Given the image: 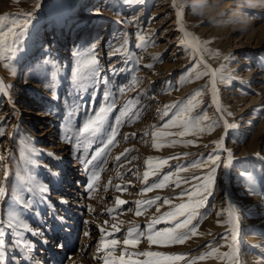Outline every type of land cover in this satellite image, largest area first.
Instances as JSON below:
<instances>
[{"label": "rangeland", "instance_id": "rangeland-1", "mask_svg": "<svg viewBox=\"0 0 264 264\" xmlns=\"http://www.w3.org/2000/svg\"><path fill=\"white\" fill-rule=\"evenodd\" d=\"M171 5V0H145L143 4L132 5L124 3V0H0V15L9 14L21 21L30 20L25 34L16 44L17 51L11 61H0V71L5 75L8 84L11 86L18 77H21L19 87L22 89L15 95L13 92L11 94L14 108L9 107V102L0 98V128L4 133L0 135V147L4 149L7 147V150L0 153L4 158L0 160V186L6 188L4 199L0 200V222L6 224L9 213L14 210L19 218L33 228V231L41 233L36 235L38 238L47 235L44 228L53 230L49 204L43 197H31L27 191H24L21 195L31 200L28 207L13 204L16 174L20 172L24 175L16 160V155L20 159L23 158L18 147L22 133L16 120V112L18 109L22 110L25 105L24 102L17 103L16 99L25 101L32 97L37 98L36 101L33 100L37 106H40L39 102H42V99H48L51 103L58 101L59 117L54 124L64 129L66 150L71 154L69 162L77 161L79 165L76 167L77 173L81 178L79 181L73 180L77 200L71 195L68 199L64 198L65 192L57 198L52 196V193H45L50 206L53 205L52 208L56 212L54 217L56 222H64L63 215L66 214V211L62 210L64 204L69 203L70 216L76 214L74 207L78 208L77 216L80 223L74 222L73 227L78 225V228L74 229L73 234L71 233L75 244L74 255L69 257L68 248L64 245L55 247L65 259V264L69 262L74 264L78 260L84 261L83 264H89L92 261L88 258L92 249L91 247L88 249L86 243H92L91 237L96 235L99 237H95L94 240L99 243L101 227H104L105 233L113 232L114 237L121 241L115 249H106L111 252L108 257L109 264H173L164 257L173 254H183L186 258L198 256L208 250L204 246L209 241L214 240V246L230 243V239L226 241L222 238L228 235L230 225L217 224L218 219L222 222L228 219L229 204L237 207L239 220L243 219L244 222L238 240L246 237L245 233L250 230L253 232L244 245H241L240 264H262L264 261V196L259 194L264 192V160L255 155L257 152L264 155V103L251 102V99H254L252 97L264 93V80L259 81L257 86L253 83L257 75L264 76V10L258 9H245L255 16L254 22L246 31L213 28L206 20L190 15V8L187 5L184 9L183 19L194 37L201 42H210L206 46L207 52L204 55L215 70H222L228 79L240 77L232 81L227 80L225 83L218 82L222 109H224L223 117L226 116L230 124H235L237 129L229 130L226 138V145L233 154L232 166L229 167L230 186H227V169L221 164L216 172V183L213 195L208 199V207L201 209L202 213H208L198 225L199 232L204 235H197L183 244L173 245L149 244L146 238H141L135 246L131 244L124 246L122 243L129 228L139 226L138 231L146 232L147 223L151 219L173 211L175 205L185 202L186 197L184 199L174 197L182 189H188L191 185L199 183L191 179L193 176H203L208 171L207 168L189 167L188 171L179 172L177 175L182 180L188 179L190 184L182 183L181 188H176L173 182H169L164 188L142 194V189L146 187L143 173L149 167L145 161L149 157L155 158L152 162L153 169L158 167L159 159L179 157V159H169L166 165L159 166L157 175L149 176L150 185L158 182L168 172L175 173L178 167L190 166L194 161L206 160L210 154L220 155L221 161L227 156V152L215 150L214 143L221 139L225 131L223 121H220L212 131H209L205 124H201L205 130L195 135L162 137L157 141L158 143L169 145L172 140L180 142L175 146L153 148L151 135L153 126H162L174 112L179 110L169 108V117L161 119L165 106L185 101L197 89L204 88L210 79L208 76L199 80L194 78L192 67L199 62L190 49L179 43L182 33L179 31L175 11ZM59 15L62 18V26L57 30ZM80 18L86 21L83 27L86 26L85 33L88 32L87 37L83 39L82 35L72 36ZM138 34H144L148 38L146 47H136L139 43ZM64 37L67 42H64ZM259 41L263 44H256ZM62 50L64 52H61ZM56 54L59 56L54 58ZM93 56L98 61L96 67L99 73L96 77L92 76V68L85 63ZM146 64H152L153 67L147 68ZM77 72L83 87L75 83ZM190 74L191 79H189ZM93 80L97 82L93 83ZM252 87L257 89L253 90ZM120 88H125V92L121 93ZM105 91L110 93L107 101L104 100ZM200 99L202 103L196 112H206L212 120H217L221 113L216 111V105L212 103L210 89H205ZM129 100L138 101L133 111H139L140 118L133 122L126 117L122 118L123 122L118 127L114 144L109 146L97 160L85 165L83 163L85 159L90 160L97 149L104 147L111 130L110 126H115V117L120 115L121 109ZM113 101L115 107L101 131L87 139L81 136L78 130L88 116L94 114L102 103ZM49 107L51 108L48 103L46 110ZM45 113L49 114L48 111ZM261 124L263 129L260 128ZM181 130L172 128L166 131ZM145 132L148 135H144ZM133 133L135 135H132ZM88 140H91V143H88ZM187 141L193 143L188 144ZM126 150H128L126 155L121 156L119 161L116 160V157ZM40 159L38 156L35 158L37 161ZM40 161L44 164H29L28 159L26 160L34 180L52 191L51 179L60 181L62 178L55 173L52 162L45 157ZM9 169L11 173L7 178L4 173ZM94 171L99 172V178L94 182L93 190L89 192L87 185ZM243 172L252 174L254 185L241 175ZM176 178L173 176L172 181ZM116 185H120L121 190L118 191ZM253 187L255 191L251 190ZM125 188L126 191L123 190ZM157 196L161 199L151 206H142L140 216L135 214V201L153 199ZM116 197L129 203L115 208ZM164 198H170L171 204H164ZM252 204H255V209L251 207ZM90 207L95 211H90ZM34 208L49 214L43 218V222H36L31 218L30 212H33ZM114 208L115 211L108 212V209ZM157 208L160 209L159 212H156ZM216 212H221L222 215L217 217ZM105 220L109 222L107 225L104 224ZM113 223L117 224L119 231L111 228ZM173 223L174 221L168 219L161 220L155 225V230L170 227ZM21 231L23 232L22 229ZM6 233V242L11 246L7 255L13 253L9 256L11 260L14 256L17 261L22 262L24 254L28 251V253L36 251L38 258L34 263L42 264L40 255L44 249L32 242L31 232H23L21 237H16L6 228ZM112 238L105 236L106 241ZM18 239L24 244L31 245V250L28 248L20 250V247L18 249L17 245H14ZM100 249L98 262L104 264L100 257L105 255V251ZM220 251H228V248L221 247ZM141 252H159L163 256L137 255ZM22 263L26 264V262ZM176 264H184V262L180 261ZM197 264H227V262L206 259L197 261Z\"/></svg>", "mask_w": 264, "mask_h": 264}, {"label": "snow or ice", "instance_id": "snow-or-ice-1", "mask_svg": "<svg viewBox=\"0 0 264 264\" xmlns=\"http://www.w3.org/2000/svg\"><path fill=\"white\" fill-rule=\"evenodd\" d=\"M145 0H124V3L132 5V4H143ZM174 9H176V18L180 23L179 31L182 33V38L179 43L181 45H185L186 48L190 49L194 55L197 56V60L199 63L194 64L192 67V74H194V78L199 80L205 76L210 77L208 83L204 86V88L197 89L194 93H192L189 97L186 98L185 101L179 102L174 105H166L165 111L161 115V119L164 117H169V108H178L179 110L174 112L169 119L163 123L162 126L156 127L153 126L154 130L151 135L153 138V148L159 149L164 146H175L180 141L172 140L169 145H165L162 143H158L157 141L162 137L168 136H178L184 137L185 135H195L197 132H203L205 130L204 127H201V124H205L209 131L214 130L220 123L223 121V127L234 128V124L228 123L227 120H224L223 112L224 109L220 106L219 102V89L217 88V83H225L228 80V77H225L222 70H213L206 62H204V53L207 52V44L209 41L201 42L198 38L193 37L191 33H189L185 25L182 23L184 18V9L185 5L178 3V0H172V5ZM30 15V14H24ZM30 23V20L24 19L21 21L18 18H13L9 14L0 15V61L9 60L11 61L12 57L15 55L17 48L16 44L20 40L21 37L25 34V30ZM11 38V42H9ZM137 40L139 43L136 45L137 48L146 47L148 43V38L144 34H138ZM155 59V58H154ZM229 59V58H226ZM47 63V62H46ZM87 66L92 68V76L96 77L99 73V69L96 67L98 61L93 56L88 61L85 62ZM7 66V65H6ZM145 67L152 68V64H146ZM202 68V70H201ZM191 79V74L189 76ZM97 81L93 80V83ZM75 83L79 87H83V85L79 81V73L76 74ZM205 89H210L212 95V103L216 105V111L221 113V116L217 120H212L206 112H196V109L202 103L201 97L204 94ZM125 88H120L119 91L121 93L125 92ZM0 93L7 94V86L4 84L2 80H0ZM110 93L105 91L104 100L107 101ZM138 101L129 100L123 106L120 111V115L115 117V126H110L111 130L107 138V142L105 143L103 148L97 149L94 155H92L91 159H85L83 163L85 165L91 164L93 161L97 160L105 150L114 144L115 138L117 136L118 127L122 124V118L126 117L130 122H133L136 119H139L141 113L139 111H133L135 104ZM115 107V102L112 103H102L98 110L94 112V114L88 116L83 126L78 130L79 134L85 139L89 136H96L103 126L108 122L109 115L112 113ZM231 115V113H228ZM178 128L182 129L178 132L166 131L168 129ZM3 130L0 128V135H3ZM132 135H135L133 133ZM144 135H148L147 132ZM127 139V136H125ZM88 143H91V140H88ZM188 144H192L193 141H187ZM216 149L215 150H223L227 152L226 158L221 161L220 155L210 154L206 160L203 161H194L190 166L178 167L176 172H168L163 175V177L158 182H153L152 184H148L150 175H157L159 171V166L166 165L169 159H179V157H169L165 159L157 160L158 167L156 169L152 168V157H149L145 163L149 166L148 170L143 173V182L146 185L142 189V194H146L148 192L153 191L154 189L164 188L169 182H173L176 188H181V184H190L188 179H181L177 173L186 172L190 168L193 169H204L207 168L208 171L203 176H193L191 179L196 180L199 183L191 185L188 189H182L180 193L177 194L176 199H184L187 198L185 202L180 203L174 206L173 211H168L163 213L162 216L154 217L147 223V231H138V227L129 228L127 230V235L123 238V245L127 246L129 244L135 246L139 243L141 238H146L149 244H160V245H173V244H183L189 239L197 235H204V233L199 232L198 225L202 221L203 218L207 216L208 213L201 212V209L208 207V199L213 195V190L216 183V172L221 164L224 169H228L232 166L233 162V154L230 150L224 147L223 138L214 141ZM80 146V145H78ZM214 150V151H215ZM121 153L120 156L116 157V160H120L121 156H125L126 152ZM29 157L35 154V149H28ZM260 159L264 160V155H261L259 152L255 154ZM4 158L0 156V160ZM135 159V157H133ZM29 164H34L36 161L32 159H28ZM123 166V165H121ZM55 175V173H52ZM8 173L5 171L4 176L7 177ZM242 176L246 177L248 181H250L253 185L255 184L254 177L249 172L241 173ZM119 178V173L117 174ZM176 176V180L172 181V177ZM99 178V172L94 171L90 178V182L87 185L89 192H91L94 188V182ZM16 185L13 188V204L14 205H23L25 208L31 203L30 199H25L22 192L27 191L31 197L41 196L48 192V188L43 185L37 183L31 174L25 170V174L21 175L20 172L16 174ZM111 183V181H109ZM117 190H121L120 185H116ZM107 190V189H105ZM126 191L127 189H123ZM255 191L253 187L251 189ZM264 196V192L259 193ZM6 195V188L4 186H0V200H3ZM161 197L157 196L153 199H148L144 201L137 200L136 204V215L140 216L142 212V206H151L156 203L157 200H160ZM129 203L126 200H122L119 197L115 198V208H119L121 205ZM164 204H171L170 198H164ZM114 209H108L109 213L115 211ZM90 211H95V209L89 208ZM146 210V208L144 209ZM160 209L157 208L156 212H159ZM237 207L234 204H229L227 209L228 219L226 221L217 220V224L221 225L222 223H226L230 225L228 229V235L222 237L226 241L230 239V243L226 245H216L215 241H209L204 247L208 250L201 253L198 256H194L191 258H186L183 254H173L170 256L164 257V259L173 262L183 261L184 264H197V261H203L206 259H216L220 261H226L227 264H240V245H239V233H240V224H239V216L237 214ZM222 215L221 212H216V216L220 217ZM168 219L169 221H174L172 226L165 227L162 230H155V225L159 224L161 220ZM195 221V223H194ZM109 222L107 220L104 221V224L107 225ZM123 223V221H121ZM6 228L11 230V233L16 237H21L23 232H31L33 235H40L39 231H33L28 223H26L23 219L19 218L18 214L13 210L9 213V218L6 222H0V264H6L7 260V242H6ZM111 228L114 231H119L117 224H111ZM23 230V232L21 231ZM100 246L101 251H105V255L100 257L103 259L104 264H109L108 257L111 255V252L106 251V249H115V246L120 244L121 241L116 239L113 235V232L105 233L104 227L100 228ZM135 233V235H134ZM211 235V233H208ZM113 237L111 240L106 241L105 236ZM15 243L20 245L22 243L21 240H16ZM26 248L31 250V245L24 244ZM62 247V246H61ZM221 247H227L228 251L221 252ZM137 255L142 256H153V257H161L162 253L159 252H141L137 253ZM264 264V261H262Z\"/></svg>", "mask_w": 264, "mask_h": 264}, {"label": "bare ground", "instance_id": "bare-ground-1", "mask_svg": "<svg viewBox=\"0 0 264 264\" xmlns=\"http://www.w3.org/2000/svg\"><path fill=\"white\" fill-rule=\"evenodd\" d=\"M173 10L175 11V19L177 20L176 9L173 8ZM61 19L62 18L59 15L58 22L56 24L57 30L62 26ZM78 22L79 23L76 25V28L74 29L75 31L73 30L74 34H72V36L77 37V35H78V37L79 36L81 37V35H82V39L86 38L88 32L85 33V29L87 27L86 26L83 27V25L86 21H84V18H80L78 20ZM182 23L185 25L186 30L189 33H191V35L194 37L192 31L188 28V26L186 25V21L184 19H183ZM178 26L180 27L179 22H178ZM248 33L250 34V32H248ZM252 34H254V33H252ZM251 38H253V37L251 36ZM63 39H64V42H67L65 37ZM256 44L262 45L263 43L261 44V41H259ZM162 46L166 47L165 45H162ZM61 52H64V51L62 50ZM57 56H59V55L56 54V56H54V58H56ZM204 62H206L213 70H215L214 66L212 65V63L208 60V58L205 55H204ZM252 73H254V72H252ZM255 73L258 74L260 72H255ZM235 78L238 79L240 77L239 76L238 77H231L228 80L232 81V80H235ZM0 80H2L4 82V84L7 86V94L0 93V98L5 100V102H9V107H13L14 102L11 100V94L13 92V94L15 95L17 92L22 91L21 87H19L21 77H18L14 81V83L10 86L8 84V80H6V78H5V75L0 71ZM253 80H254L253 83L256 84V86H257L259 81L264 80V76L263 75H261V76L257 75L256 78H254ZM217 88H219L218 83H217ZM251 89L256 90L257 87H252ZM32 98L25 100V101H22L21 99H16L17 103L24 102V105H25L24 108H22V110L19 111V109H18V111L16 112L17 113L16 120H17V123L19 124L18 126L20 127L21 133H22L21 134V141H20V144L18 145V147H19L20 151L22 152L23 158L20 159L15 154L17 157L16 160H17V163L19 165V168L21 169L23 174H25V170H27L32 176V173L29 170V167H28L26 160L30 158V159L36 161L35 164L43 165L44 164L43 161H40V160H42V158L45 157L50 162H52V164L54 166L55 173L58 174V176H60L62 178V180H60V181H59V179L58 180L57 179L56 180L51 179L52 191L49 190V188H48L47 193H50V194L52 193V196L57 198L58 195H63V192H65L64 194H66V196L64 198L68 199V197L71 195L74 199H76L77 197L75 198V195H76L77 191L75 189V186L73 185V180L78 179V181H79L81 179L78 176L79 174L77 173V168H76L79 165H78L76 160H74V163H73V161L69 162V160L71 159V157H70L71 154L68 152V150H66L67 145H66L65 131L63 128L58 127L57 125L54 124V121H57L58 117H59V113L57 112V109H59L60 104L58 101H55V103H51L48 101V99H42L43 101L39 102L40 106H37V104L35 102H33V100L36 101L37 98L36 99L34 97H32ZM252 98H254V99H251V102L252 101L253 102L258 101L260 103L261 102L264 103V93L259 95L258 97L255 96ZM219 102H220V106L222 107L220 92H219ZM48 103L50 104L51 108L49 107V109L46 110ZM43 108H45V109L43 110ZM46 111H48L49 114H46L45 113ZM224 118H225V120L228 121V123H230L226 116H224ZM263 125H264V123H263ZM263 125L260 128H262ZM236 129H237V126L235 125L234 128L225 129V131L222 134L221 138H223L224 147L228 150H229V148L226 145V138H227L228 131L229 130L235 131ZM48 145H49V147H48ZM6 148L7 147H5V149L3 147H0V153H2L3 150L4 151L7 150ZM28 149H35V154L31 155L29 157ZM37 156L41 158L39 161L35 160V158ZM7 173H8L7 178H9L11 170L9 169V171ZM227 176H228L227 186L229 187L230 186L229 168L227 169ZM43 199L49 204V214L51 215V218H52L51 219L52 220L51 226L53 227V230H50L48 227L44 228L47 235L41 239H40L41 236L38 238V236L32 234V236H33L32 242L34 244L35 243L39 244L38 246L40 248L44 249L40 255L42 264H49V262H51L52 264H65V262H66L65 259L62 258L63 256L58 252L57 248H55V247H57L58 245L60 246V244L64 245V246H66V248H68L69 257L74 255L75 244L73 243L74 239H73V236L71 235V233L73 234L75 231L74 229L78 228V225L76 227H73L74 222L77 221L78 223H80L78 216H77L78 215L77 213H79V212H77L78 208H77V206H75L74 207L75 208L74 213H76V214H74L73 216H70L69 210L71 208L69 207V203L64 204V206L62 207V210L66 211V214L63 215L64 222H59V221L56 222V218H54V217H56V212H54L55 210H53V208H52L53 205L50 206V201L48 200V198L45 194H43ZM73 202L76 203V201H73ZM251 207L253 209H255V204H252ZM30 214H31V218L34 219L36 222H43L44 221L43 218L47 217L49 215L48 213H42L41 211L38 210V208H37V210H36V208H34V211L30 212ZM0 218H1V212H0ZM53 218H54V220H53ZM239 224H240V228L244 227L243 219L239 220ZM69 227H70V230H69ZM31 229L33 230V228H31ZM252 234H253V232H252V230H250L249 232L245 233L246 237H243L242 240L239 239L240 250H241V245H244L245 241H247L248 238H250ZM95 237L97 238V237H99V235L91 237L92 243H86L88 249H89V247H91V249H92L88 254V258H90V260H92L89 262V264H102L101 262H98L99 256H100L99 255L100 243H98L97 241L94 240ZM241 243H243V244H241ZM9 244L10 243H7L8 254L10 253V249H11L10 248L11 246ZM14 245H17V244L15 243ZM17 247H18V249L20 247L21 248L20 250H22V249L24 250V248L26 249L23 242L20 245H17ZM28 252L22 256V262H26V264H36V263H34L35 262L34 260L36 258H38L36 253H35L36 251L34 253L32 252L33 254L28 253ZM11 254H13V253L11 252ZM10 255H7L6 264H23L22 262L17 261L16 260L17 258H15L14 256H13L14 259L11 260L9 258ZM83 262L84 261L78 260V261L74 262V264H83ZM85 262H87V261H85ZM68 264H71V263L69 262Z\"/></svg>", "mask_w": 264, "mask_h": 264}, {"label": "clouds", "instance_id": "clouds-1", "mask_svg": "<svg viewBox=\"0 0 264 264\" xmlns=\"http://www.w3.org/2000/svg\"><path fill=\"white\" fill-rule=\"evenodd\" d=\"M179 2L190 8V15L206 20L213 28L239 31H246L255 20V16L245 9L264 10V0H179Z\"/></svg>", "mask_w": 264, "mask_h": 264}]
</instances>
